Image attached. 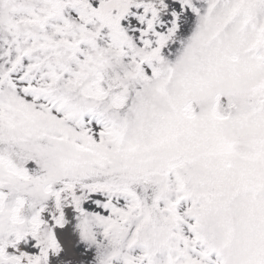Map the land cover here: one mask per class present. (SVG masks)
Returning <instances> with one entry per match:
<instances>
[{"label": "snow or ice", "instance_id": "6c2138e0", "mask_svg": "<svg viewBox=\"0 0 264 264\" xmlns=\"http://www.w3.org/2000/svg\"><path fill=\"white\" fill-rule=\"evenodd\" d=\"M0 264H264V0H0Z\"/></svg>", "mask_w": 264, "mask_h": 264}]
</instances>
